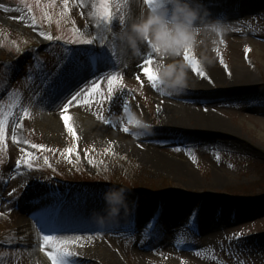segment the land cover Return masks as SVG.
Masks as SVG:
<instances>
[{"label":"rangeland","instance_id":"rangeland-1","mask_svg":"<svg viewBox=\"0 0 264 264\" xmlns=\"http://www.w3.org/2000/svg\"><path fill=\"white\" fill-rule=\"evenodd\" d=\"M83 2L89 7L94 0ZM261 3L264 4V0H243L239 6L233 1L229 8L208 11L212 18L222 21L226 30L218 36L205 37L200 51L207 52L212 62L205 63L203 70L210 75L211 66L216 65L223 74L209 80L206 76L201 77L192 71V76L200 80L202 85H190V88L211 91L213 104L202 106L197 101V106L193 107L205 115L212 113L215 119L219 120L217 122L213 119L215 122H212L204 118L190 121L186 117L194 116L164 111L163 105L157 102L158 92L146 83L138 85L135 82L136 64L145 63L149 56L152 57L150 51H145L143 56L135 58L129 64L130 67L119 64L110 50L111 43H108L111 42V33L122 26L120 10L114 8L118 19L113 18L112 29L105 32L102 27L93 26L88 18L81 17V11L74 8L71 0L68 16L57 24L62 0H56V7L50 10L53 13L52 21L43 20L39 27L44 28L47 22H53L58 34L70 39L74 21L75 26L89 36L105 35L108 40L106 56L110 58L109 62L88 82H100L105 91L107 84L103 78L109 74L118 73L124 82L123 87L116 90L113 100L103 102L102 106L96 102L91 107L72 102L70 113L79 136L78 141H74L66 131L60 115L63 104L71 99L67 92V98L62 96L53 111L57 116V125L62 123V131L59 129L61 138L52 140L36 131L34 115L24 117L22 111L24 108L29 110L35 107L41 111L48 110L52 104L50 98L53 99V93L58 95L60 90L66 89L60 86V83L68 76L67 65L69 59L74 58L73 52H66L57 47L44 48L43 45L48 40L40 36L41 29L36 28L38 34L35 35L24 27V23H31L26 5L33 6L38 18L41 15L40 10L35 8V0H0V60H3L7 67L6 70L0 71V115L15 105L11 107V115L8 116L4 146L0 147V236H6L1 238L0 244H7L6 249L0 246V264H31L23 259V254L28 249H31L37 258V247H25L19 241L21 233L17 221L22 216L28 218L29 212L40 215L47 212L50 216L58 204H65L64 212H77L87 218L90 214L94 215L95 210L105 208V191L75 190L66 201L57 202L59 199L56 195L62 198L65 192L50 179L51 174L80 182H117L132 188L140 186L150 190L169 186L167 192H164V203L161 205L159 201L154 200L158 198L155 195L146 198L144 194L134 195L133 192H128L127 207L121 209L125 214L124 227L109 229L97 246L114 253L121 264H264V238H256L257 234L264 230V205L252 208L240 206L233 212V205L227 204L225 200L230 199L231 194L239 198L264 196V180L259 179L257 168L241 165L245 164V155L264 157V108L256 106V103H264V93L257 90L264 88V10H254ZM87 15L93 18L96 24L100 23L93 15L92 8L87 11ZM22 16L25 19H18ZM222 40L224 43H221ZM26 41L41 46L38 50L39 58L27 61L22 57L14 66L20 57L15 62H10L14 57L12 48L15 44L22 47ZM94 43L98 44V41L95 40ZM246 46L251 49L249 57L252 64L247 61ZM217 49L223 55L227 69L220 63ZM235 66L247 69L253 78H235ZM254 81L258 83L242 85L244 82ZM88 86L89 83L80 84L71 90V93ZM237 87L240 88L236 89ZM21 88L27 91L24 98L17 93ZM125 104L129 106L128 111H125ZM98 111L103 112L108 123L97 118ZM128 112L141 115L152 126L169 125L175 132L165 133L167 137H173L175 133H179L177 131L189 129L176 125H197L221 128L215 135L219 136V140H208L206 145L198 144L189 138L186 139L182 134L178 135L179 138L184 137L182 142L153 145L126 135V138L137 145H153L157 148L156 151H141L135 148L139 153L137 155L132 151L133 147L126 149L105 134L88 138L81 136L83 127L78 121H89L92 130L108 129L123 133L125 126L130 127L126 119ZM22 118L25 120L22 121ZM17 124L19 127H16ZM13 128L16 141L12 140ZM164 132L167 130L159 131ZM74 143L77 148L72 154L76 162L68 165L64 150L72 147ZM32 144H43L45 149H34ZM108 148H111V151L105 152ZM23 149L33 153V163L37 167L16 168V162L23 154ZM76 153H79V159ZM90 156L97 161L95 165L89 163ZM45 157L48 158L47 164ZM228 159L236 163V168L224 162ZM100 161L103 163H99ZM176 163L193 171L190 180H178L175 177L172 167ZM59 187L63 194L58 193ZM13 189L16 191L13 192ZM182 207H185V218L181 223L171 226L167 218L168 212ZM142 209H149V214L142 225L138 223L133 227L128 221V214ZM189 210L193 211V215ZM151 211L156 221L148 224ZM30 223L33 224L32 221ZM193 226L197 227L196 231H192ZM147 228H153L155 232L148 235ZM252 231H256V240L241 242L244 235ZM62 233L57 230L51 233L45 231L44 234L64 239L70 236L69 233ZM38 237V250L40 256L45 259L46 254L40 248L41 234H38ZM82 241L87 244L89 238L85 237ZM72 243L69 244V249L75 254L72 258L76 260L72 264H108L103 256L92 253L91 250L84 255L72 250ZM88 247L93 250L97 248Z\"/></svg>","mask_w":264,"mask_h":264},{"label":"clouds","instance_id":"clouds-1","mask_svg":"<svg viewBox=\"0 0 264 264\" xmlns=\"http://www.w3.org/2000/svg\"><path fill=\"white\" fill-rule=\"evenodd\" d=\"M121 27L111 33L115 55L124 60L138 58L150 51L157 91L168 97H179L190 87L193 60L201 68L212 58L200 46L205 37L222 34L226 27L212 18L202 0H121ZM215 42L213 38V43ZM189 58H185V52ZM129 131L151 134L152 125L135 112L126 113ZM130 121V122H129ZM105 208L95 213L98 224L115 218L127 207L128 190L110 186L104 193Z\"/></svg>","mask_w":264,"mask_h":264},{"label":"snow or ice","instance_id":"snow-or-ice-1","mask_svg":"<svg viewBox=\"0 0 264 264\" xmlns=\"http://www.w3.org/2000/svg\"><path fill=\"white\" fill-rule=\"evenodd\" d=\"M81 3H83V0H80ZM146 2L151 3V0H146ZM119 0H94L92 4L93 8V15L96 17V19L100 22L97 27H102L105 32L110 31L111 29L107 26L110 25L113 21L114 17V8L118 9L119 7ZM56 7V0H35V8H38L40 10L41 15L39 18L33 11L32 5H26L27 12L30 15V20L32 25H37L41 21H52L53 19V13L50 11L51 9H54ZM70 12L69 8V0H62V10L59 13V19L56 20L57 24H60L62 20H64ZM18 19H25V17H18ZM73 27L71 28V37L66 42L67 43H76V44H92L95 40L99 39L101 43H104L107 40V37L105 35H99V36H89L87 33L82 32L79 28L75 26V22L73 21ZM121 23V20H120ZM41 36H44L47 40H65L64 36H52L51 34L47 32H41ZM221 43H224L222 40ZM251 51L249 47H245V55L247 56V53ZM114 54V53H113ZM217 54L220 56V63L224 65L225 69H227V64L224 61L223 55L219 52V49H217ZM90 56L92 64L96 65L97 71H99L101 66H107L109 62V57L106 56L105 52L103 50H96V49H81L79 51L73 50V59H69L67 69H68V75L72 78H85V73L90 70L91 65L87 63V61L84 60V56ZM185 58H189V54L186 51L185 52ZM193 67L192 71L201 77L206 76L207 74L204 72V70L201 68L198 61L193 60ZM152 64V57L149 56L148 59L145 61V65H151ZM39 66V65H37ZM144 72L147 75L148 80L151 82V86L155 88L156 86V76L152 69V67H145ZM229 74H231L229 72ZM101 78H98V80ZM103 79H106L107 88L106 91L102 87L101 83L98 81H91L87 82L90 86L86 88H80L79 90L75 91L74 93H71L70 89H64L60 90L58 95L65 96V92L71 95V99L67 101V103L63 104V110L61 111V119L63 120L64 127L66 131L71 135L74 141H78L79 136L77 133V130L73 124V117L70 113V106L72 105V102L75 101L78 105H86L88 107H91L94 102L103 105V102L105 101H112L113 96L118 88L123 87L122 78L118 73L109 74ZM53 96H57V93L54 92ZM65 98H67L65 96ZM98 98V99H97ZM50 102H54L52 98H50ZM15 105H12L11 107H14ZM11 107L9 108L8 112L3 113V115H0V147L4 146L5 137L7 135L8 131V116L11 115ZM125 111L129 110V106L127 104L124 105ZM23 116L28 117L30 115L29 110L27 108H24L23 110ZM97 118L100 120L105 121V123H108L105 119V116L103 112L98 111L96 113ZM130 122V121H129ZM16 127H19V124L16 125ZM124 132H128V127L125 126L123 128ZM12 140L16 141L17 137L15 135V128L12 130ZM24 143H28V141H24ZM32 148L34 149H45V145L43 144H32ZM77 145L74 143L72 147L67 148L64 150L65 153L68 154V159L71 162V155L72 153L76 152ZM111 148L105 149V152H110ZM23 154L21 155L20 159L16 162V168L19 169L21 165H26L29 169L37 167L33 163L34 155L32 152L28 151L27 149L22 150ZM77 154V159H79V153ZM45 163H48V158H44ZM89 163L96 164L97 161L89 157ZM99 163H103V161H100ZM51 165H49L50 167ZM16 189H13V192H15ZM2 214V213H0ZM37 223L40 224V231H41V237H42V243L40 245L41 251H44L49 260L51 261V264H69V258L73 257L75 254L69 249V244L71 241L61 238L56 235L52 234H44L45 231L51 233L55 232L57 230L56 226H53L49 223V214L47 212L43 213L41 215V219L37 221Z\"/></svg>","mask_w":264,"mask_h":264},{"label":"bare ground","instance_id":"bare-ground-1","mask_svg":"<svg viewBox=\"0 0 264 264\" xmlns=\"http://www.w3.org/2000/svg\"><path fill=\"white\" fill-rule=\"evenodd\" d=\"M264 10V4H258L254 10ZM112 53H114L113 55L117 58V61L119 62V64L121 66L124 67H130V63L134 61L135 58L132 59H128V60H124V59H120L115 55V52L111 46ZM211 74L209 75L211 78H218L221 76V74H223L219 68L215 65H212L210 68ZM145 74V73H142ZM95 74L88 71L85 73V78H72L71 76H66V79L64 81H62L60 83V86L65 87L66 89H70V90H74L75 88H77L80 84H84L87 83L89 81V79H91ZM245 76L246 78H251L252 75L251 73L243 68V67H238L235 66V70H234V77L238 78V79H244ZM253 78V77H252ZM249 83H258V82H244L242 83V85L244 84H249ZM190 85H202L200 83V80L195 79L192 74H191V82ZM204 85V84H203ZM192 88V87H191ZM203 89V88H200ZM66 94V92H65ZM189 101L187 102H176V101H172L170 99H166L163 97H160L159 95H156L157 98V102L159 104H162L161 106L163 107L162 109L166 112L172 113V112H179L180 114H184L186 113L189 116H194L193 118L190 117H186L187 120L193 121V120H197V118H201V119H209L212 122H215L213 119H215V116H213L212 113L209 114H203L200 113L196 110L195 107L196 106V98L192 97V96H187ZM60 98H62V96L57 95V96H53V100L54 102H52L51 105H49V108H47L48 110L45 111V113L43 115L37 116L34 115V125H35V129L36 131L41 132L43 135L48 136L49 138H51L52 140H55V138H61V134L59 129L62 131V123H60V126L57 125L56 121H57V116L55 115V113L53 112L54 110H56V106H57V102L60 100ZM217 122H219L218 119H215ZM78 124L82 125V132H81V136L88 138V137H94V136H98L99 134H105L109 137H111L114 141H116L118 144H120L121 146H123L126 149H129L130 147H133L132 151L139 155L138 151L135 150V148L141 150V151H156L157 148L153 147V145H149V146H145V145H137L135 144L133 141L129 140L128 138H126L125 135L118 133V132H114L108 129H97V130H92V127L89 126V121H86V123H81L78 121ZM169 126V125H166ZM176 127H184V128H189L192 129L198 133H209V131L212 130H220L221 128H215V127H199L197 125H191V126H177ZM188 129V131H189ZM193 134V135H192ZM189 134V136L193 139H195L196 141H200L201 139L197 137L198 134L192 133ZM104 136V135H103ZM131 145H128V144ZM202 151V150H201ZM204 152V150L202 151ZM173 173H175V177L178 180H190V177L193 176V171L185 168L184 166H181L179 164H173L172 167ZM26 212V211H25ZM96 213H98V211H96ZM148 214V209H142L140 215H139V222H142V220H144L146 218ZM62 218V219H61ZM59 221H61V229L59 230L62 234H67L69 233L70 236H67L69 241H74L72 243L73 247L72 250H77L79 251V254L84 255L85 252H89V250H91L92 253H96L97 255H101L103 256L108 264H121L119 262V259L116 257V255L112 252H110L109 250L107 251L106 249H102L98 246V242L101 240V238L105 237L108 233L109 229H118V228H122L124 227V220H125V214L123 213V211H121L119 213V215L115 218L109 217L106 219L105 223L103 225H100L97 223L96 221V217L95 215H90L89 217L82 219V217H76L75 213L69 212L65 217H61ZM167 218L169 219L170 225H177L179 223H181L183 221V219L185 218V207L180 208L179 210H170L167 214ZM70 219V220H69ZM79 220V221H78ZM30 221L33 222V224L31 225ZM38 221V219L36 218H26L24 216H22L21 218H19V220L17 221V225L19 226L20 229V233H21V240L19 239V241H21V244L23 243V245L25 247H31L33 249H35V247H37V258L35 257V254L32 252L31 249H28L25 251V253L23 254V259L26 260L28 263L31 264H51L50 260H46L40 256V253L38 250V246H39V237H38V233H39V229L36 228L35 223ZM89 238V242L87 244H84L82 239L83 238ZM77 241V242H76ZM88 246H94L97 247L94 250ZM88 255V254H87Z\"/></svg>","mask_w":264,"mask_h":264}]
</instances>
